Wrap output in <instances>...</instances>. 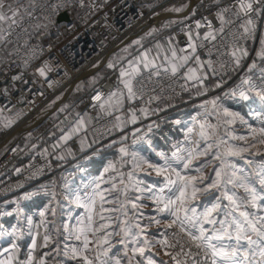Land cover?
I'll list each match as a JSON object with an SVG mask.
<instances>
[{
	"label": "snow or ice",
	"instance_id": "6c2138e0",
	"mask_svg": "<svg viewBox=\"0 0 264 264\" xmlns=\"http://www.w3.org/2000/svg\"><path fill=\"white\" fill-rule=\"evenodd\" d=\"M71 2L50 7L59 11ZM75 3L94 15L109 0ZM213 3L219 27L207 17L195 22L196 29L208 28L203 36L182 27L186 47L174 43L175 37L168 38L167 48L157 42L155 56L145 49L126 67L121 62L114 89L103 100L99 92L93 97L100 115L113 119L87 145L81 138L80 150L91 152L74 166L79 183L62 175L59 191L50 181L0 204V264H264V31L245 74L234 87L224 88V76L249 56L240 41L255 40L264 0ZM36 7V0L26 6L21 0H0V42H7L16 28L27 32L24 18H31ZM205 48L202 59L198 50ZM225 55L229 59L222 60ZM46 69L51 70L47 63L37 71L46 76ZM209 74L220 77L212 86L205 83ZM193 89L197 97L220 91L195 105L188 120L160 116L176 106L172 101L181 93L191 99ZM85 123L78 115L60 140L72 139ZM166 124L182 139L170 138ZM93 161L101 165L97 175L89 172ZM34 198L46 202L29 211L26 202ZM43 249L48 250L37 256Z\"/></svg>",
	"mask_w": 264,
	"mask_h": 264
},
{
	"label": "built area",
	"instance_id": "2783aa9c",
	"mask_svg": "<svg viewBox=\"0 0 264 264\" xmlns=\"http://www.w3.org/2000/svg\"><path fill=\"white\" fill-rule=\"evenodd\" d=\"M208 1L202 2L195 15L184 19L182 23L171 26L168 34L164 36L175 37V43L184 48L186 47L187 36L181 32L182 27L190 26L193 35L199 32L203 36L208 28L205 26L196 29L195 22L200 20L204 23L203 18L205 17L212 21L214 27H219V21L216 20L214 15L217 6L213 3V0ZM21 2L26 6L29 0H21ZM61 2L62 0H36L37 7L33 16L31 18L25 16L24 18L23 28H27V32L22 31L21 28H16L12 35L7 37V42H1L8 46L12 64L19 66L25 73H30L36 80L21 94L20 97L23 99L19 100L20 105L16 104V108L23 111V115H26L23 118L24 121H22L25 123L29 122L37 113L43 111L46 105L58 94L65 91L70 81L76 77L80 78L85 74V70L100 62L103 54L108 49L121 44L133 33L141 32L152 17L170 6L169 2L159 4L157 0H109L108 6L98 8V10L94 9V15L88 9L81 8L75 3V0H72L71 3L59 9V11L50 7L52 4ZM231 2L232 0H223V4ZM95 3L100 5L103 0H95ZM63 14H66L68 19L59 22V17ZM256 23L255 40L240 41L249 49V56L239 69L235 72L230 71L224 76L227 81L224 88H228L239 81L253 59L256 58L257 50L260 47L261 31H264V18L257 20ZM17 33H19V36ZM208 46L210 45L206 42V48ZM206 48L198 50L202 59L206 58ZM211 58L214 61L217 59L215 54ZM221 59L227 60L229 57L225 55ZM25 61H27V66H25ZM45 63L51 70L46 69V76H40L37 69L44 66ZM111 76L107 75L101 79L88 94H83L84 96L73 105H83L78 109V112L80 114L85 113L88 118H91L93 137L99 131H103L105 127L110 126L109 121L113 119V117L100 115L99 108L94 107L99 102L93 100L97 92L104 94L102 95L103 100L106 98V94L114 89L117 78L113 83H110L109 77ZM210 76L217 81L220 79L218 76L213 77L211 74ZM176 91L179 92V86H176ZM187 94L188 92L181 93L173 100L172 103L176 106L170 107L167 113L186 109L192 105L193 100L187 101L185 99ZM165 95L167 96L168 93L165 92ZM160 105L164 104L161 103ZM136 106L139 107L140 105L137 104ZM152 106L155 107L156 104L154 103ZM98 115L100 116L99 119L96 118ZM152 119H157V117ZM15 126L8 132L0 131L1 144L9 137L16 139L17 135L14 136V131L17 128ZM12 144L7 150L0 152V180H2L0 182V204L16 198L39 184L55 181L58 175L60 179L71 165L79 162L91 152V149L87 148L84 152H79L81 151V144L78 140H72L70 149L75 153L74 161L59 167L57 173V171L54 172L51 169L53 157H50L49 154H34L32 157L24 159V162L27 163L26 167L21 166L20 162L23 159L24 150L19 149L15 142H12ZM10 158L12 162L8 163ZM29 158L31 159L29 160ZM37 169H41L42 172L33 175L37 172ZM4 177H6V180ZM21 184L23 187H18ZM56 187L58 188L57 185Z\"/></svg>",
	"mask_w": 264,
	"mask_h": 264
},
{
	"label": "rangeland",
	"instance_id": "374dc122",
	"mask_svg": "<svg viewBox=\"0 0 264 264\" xmlns=\"http://www.w3.org/2000/svg\"><path fill=\"white\" fill-rule=\"evenodd\" d=\"M176 1L177 2H175V3L179 4V3H182V1H184V0H176ZM182 20L183 19L174 20V21H177V23H174L171 26H175L176 24L180 23ZM168 30H170V29L169 28H167L165 30L159 29L157 32L153 33L145 41L144 44L149 43V45H150V42L152 40L153 41L160 40L159 37H164L167 39L170 38V37L164 36V35L168 34ZM154 39H157V40H154ZM133 51H134V49H131V50H129V53L132 54ZM152 52H156V50H153ZM9 54H10V50H9ZM110 56H111V54L109 55V57ZM121 56L122 57H119L120 59L117 61V63L121 62V58H123L124 55L122 54ZM9 57H10L9 60L5 64H3V65L0 64V89L9 88V91L7 93L0 91V131L4 130L5 132L10 131L15 125L22 123V121H24L23 118L26 117V115H23V113H22L23 111L16 108V104L20 105L19 100L23 99L22 97H20L21 94L23 92H25L30 87V85L36 81L35 77L33 75H31L30 73H25L24 71H22V69L19 66L12 64L11 54ZM109 57H108V59H109ZM110 62H112V61H110ZM107 65H108V63H107ZM107 65L105 64V66L103 67V69L101 71H99L94 76L90 77L88 80L84 81L83 85H79L76 89H74L72 91V94H71L72 98L67 99V101H65L53 114H51L50 115L51 117H49V119L45 120L42 123V125H40V127H38L32 133L25 135L22 139H18L17 142L15 141V145L19 149L24 150L23 156H22L23 159L20 162L21 166L26 167L27 163L24 162L25 158L32 157L34 154H38V153L41 154L44 152L45 149H47L46 154H49L50 157L51 156L53 157V161L51 163V165H52L51 169L54 172L57 171V173H58L59 166L54 164V152L52 151L53 146L51 147V145H52L51 143H53L54 136H55V138L61 137V135L63 134L62 130L63 131L65 130L64 132H67L68 127H70V126H68L67 129H63L64 126H62L60 124V121H59L62 118H63V120L66 119L65 121L70 124V123H74L76 121V118L78 115L81 116L86 122L85 123V130H86L85 135H86V138L89 140V142H87V140L84 139V142L87 145L88 143H90L93 140L94 137H93L92 132H91L92 131V124H91L89 118L86 116L85 113L80 114L78 112V109H80V107H82L83 105L82 104H79L77 106H73V105L76 102V95H78L79 93H82L85 95L88 94L90 92V90L95 86V84L98 81H100L101 79H103L107 75H111L112 72H114V71L116 72V70H112L110 72ZM117 74H118V72H116V75ZM12 76H21L22 79L17 80V81H12L11 80ZM25 81L27 83H25ZM214 81L217 82V80H215V79H214ZM215 82L212 85H214ZM238 82L239 81H236L230 87H234L235 84ZM12 85H14V87H10ZM219 91L220 90H213V91L208 92L205 96H199V97L195 96L193 93L191 99H190V96H188V94H187L185 99L187 101L193 100L194 102L192 105H190L188 108H186L185 112L182 113V116L180 118H177V119H185V120L190 119V117L195 115V113H196L195 105H198L202 100L210 99L213 95H216ZM62 97H57V98L55 97L54 99H52L46 105L44 110L45 109H47V110L52 109L53 105L56 102H58ZM12 102H14V103H12ZM160 107H165V105H160ZM169 108L170 107H167V110L164 112H161L160 115L167 117L169 120H172V119H170L172 113H170V114L167 113ZM61 109H63V111H61ZM125 109L127 110L126 107H125ZM41 112L37 113L35 116L40 115ZM99 112H100V110H99ZM63 113H65V115H63ZM173 113H175V112H173ZM117 115H119V114H117ZM9 121H11L10 125H9ZM145 122H147V121H145ZM5 125H9V126L6 127ZM44 129H45V131L47 130V132L45 134L43 133L44 135L41 136V138H40L41 141L40 140L36 141V140L32 139L33 137H36L38 134H40ZM164 131L167 132L169 134V137L172 139H182V137H183V134L181 132L175 130L171 124L164 125ZM33 134L35 136H33ZM49 135L52 138L51 139L52 142L49 140L50 138L47 139V137ZM14 139H15L14 137H9L3 144L0 143V146H2L1 151L7 150L10 147V145H13L12 142ZM72 140H78V142L80 143V140L78 139V137L72 138L70 141H68V142H66V144H64L66 151L68 149H70V143ZM34 145H35V147H33ZM79 152L82 153V151H79ZM71 156H73V158H75V153H73V155H71ZM30 159L31 158H29V160ZM10 162H12L11 158L9 159L8 163H10ZM57 175H55V176H57ZM58 176L55 178L56 185L58 186V188L56 187L57 188L56 191L60 190L59 185L62 182L61 178L59 179ZM4 178L6 180V177H4ZM22 179H24V178H22ZM1 181L2 180H0V182ZM26 204H27V202H26ZM10 208H11V206H8L9 210H10ZM28 210L31 211V209H28ZM11 222H14V221H11ZM23 251H24V249H22V253H23Z\"/></svg>",
	"mask_w": 264,
	"mask_h": 264
},
{
	"label": "crops",
	"instance_id": "0c3cea01",
	"mask_svg": "<svg viewBox=\"0 0 264 264\" xmlns=\"http://www.w3.org/2000/svg\"><path fill=\"white\" fill-rule=\"evenodd\" d=\"M192 1H197V4L195 5V7H193V9L191 10V12L189 13V15H188V17H190V16H193V13H195L196 14V12L200 9V7H201V4H202V0H184V1H182V3H175V2H177L176 0H157V3H159V4H164V3H166V2H169L170 3V6H169V8L168 9H170V8H173V7H180V6H182V5H187V7L184 9V11L183 12H172V11H166V9L165 10H163L164 12L163 13H160V14H157V15H155L154 17H152L151 18V20L148 22V23H146L145 24V26H144V28H143V30L140 32V35L138 36V37H136L135 39H133L131 42H129L127 45H125L124 47H122V48H120L119 50H117L116 52H114L113 54H111V56L109 57V59H108V61H107V63H109L110 61H112L113 63H116V65H117V68L116 69H110L109 68V71L111 72L112 70H116V72H118V69H119V67L121 66V62L123 63V66H127V61L128 60H132L138 53H140V52H143L145 49H152V51L153 50H156V47H155V45H156V43L157 42H159L160 44H162L165 48H167L168 47V44H167V38H164V37H159V39L160 40H158V41H151L150 42V45H149V43L148 44H144L145 43V41L151 36H149V35H146L151 29H153V28H156V29H162V30H165V29H167V28H170V27H164V25H166V24H168L170 21H174V20H177V19H183V18H173V19H166V20H164V21H158L157 23H153L152 21H154L157 17H159V16H161V15H164V14H173V15H181L182 13H184V12H186V10L188 9V7H189V3H191ZM187 17V18H188ZM186 19V18H185ZM184 20V19H183ZM182 20V21H183ZM155 22V21H154ZM152 23V24H151ZM179 24V23H178ZM6 26V25H5ZM128 38V37H127ZM126 38V39H127ZM137 40H139L141 43L138 45V44H136L135 43V41H137ZM154 40H157V39H154ZM125 41V40H124ZM174 43H175V41H174ZM119 45V44H118ZM131 49H134V51L132 52V54H130L129 53V50H131ZM157 51V50H156ZM124 55L123 56V58H121V62L120 63H117V61L120 59L119 57H122L121 55ZM155 54H156V52H152L151 53V55H153V56H155ZM169 55H170V53H169ZM10 56V54H9V48H8V46H6V45H4V44H2L1 42H0V64L1 65H3V64H5L8 60H9V57ZM159 62V61H158ZM258 63H259V61H257ZM107 63H106V65H107ZM105 66V65H104ZM103 68H101L99 71H101ZM98 71V72H99ZM97 72V73H98ZM96 73V74H97ZM94 76V75H93ZM92 77V76H91ZM117 77H118V74H117ZM90 78V77H89ZM88 78V79H89ZM88 79H86V80H88ZM86 80H84V81H86ZM84 81H82V82H79L75 87H74V89H76L79 85H83V82ZM99 82V81H98ZM97 82V83H98ZM215 81H214V79H212V77L210 76V74H209V79L207 80V81H205V83H206V85H208V86H211L213 83H214ZM216 83V82H215ZM73 89V90H74ZM68 92V91H67ZM66 92V93H67ZM66 93L64 94V95H66ZM193 93H195V90L193 89L192 90V94ZM63 95V96H64ZM188 96H190V94L188 93ZM62 97V96H61ZM63 98V97H62ZM60 101V100H59ZM58 101V102H59ZM57 103V102H56ZM56 103L53 105V107L56 105ZM53 110V108L52 109H49V110H47V109H45L44 111H42L41 112V114L40 115H37V116H34L29 122H26V123H24V124H22L21 125V127L19 128V130L20 129H23V128H25V127H29L30 125H31V123H37V121H41V120H47V119H49V117H51L50 115H49V113L51 112ZM185 110L186 109H181V110H179V111H176L175 113H172V115H171V117H170V119H177V118H180L181 116H182V113L183 112H185ZM125 111H127L126 109H125ZM117 114H120V113H117ZM48 115H49V117H48ZM63 115H65V113H63ZM62 115V116H63ZM45 118H47V119H45ZM61 119V118H60ZM66 119H64L63 120V118L61 119V120H59L60 121V124L62 125V126H64L63 127V129H67V127L68 126H70V125H72L73 123H67L66 121H65ZM45 124V123H44ZM40 125H42V124H40ZM40 125L38 126V127H40ZM38 127H36V128H34V129H32L31 131H26V132H24V133H22L21 135H18V137L16 136V139H14L13 140V142H17L18 141V139H22L25 135H27V134H30V133H32L33 131H35ZM130 128L131 127H133L132 125H130L129 126ZM68 129H69V127H68ZM44 131V132H43ZM40 134H38L36 137H33L32 139L33 140H40L41 141V136H43L46 132H47V130L45 131V129L43 130ZM65 131V130H64ZM85 126H84V129L79 133V134H77V135H75V136H73L72 138H74V137H78V139L81 141V138H84V139H86L87 140V142H89V140L86 138V135H85ZM44 133V134H43ZM33 136H35L34 134H33ZM50 138V139H49ZM47 139H49L50 141H51V136L49 135L48 137H47ZM71 140V139H70ZM70 140H68V141H70ZM67 141V142H68ZM52 142V141H51ZM57 143H59V146L57 147V148H53L52 146L53 145H55V144H57ZM52 145H51V147H52V151L54 152V164L55 165H57V166H59V167H62V166H65V165H68V164H70V163H72L73 161H74V158H73V156H71V155H68V152L66 151V149H65V145L64 144H66L65 142H63V141H61L60 140V137L59 138H55V136H54V139H53V143H51ZM62 146V147H61ZM64 147V148H63ZM59 155H64L65 157H66V159L65 160H57L56 159V157L57 156H59ZM78 163V162H77ZM76 164V163H75ZM75 164L74 165H71L70 167H69V169L64 173V175L63 176H67V178L69 179V180H74L76 183H79L80 182V180H81V176H80V174L79 173H76V171H75ZM100 167H101V165H100V162L99 161H93L92 163H91V165H90V167H89V172L92 174V175H97L98 174V170L100 169ZM34 199H36V198H34ZM46 202V201H45ZM44 202V203H45ZM33 203V204H32ZM28 204V205H27ZM27 204H26V206H27V209H31V211H34V210H39L40 208H42L43 207V205L41 206V207H34V201H29V202H27ZM43 232V229H41V233ZM38 244L41 242L40 241V238H38ZM48 249H43V250H38L37 251V253H36V255L37 256H39V255H41V252L42 251H47Z\"/></svg>",
	"mask_w": 264,
	"mask_h": 264
},
{
	"label": "water",
	"instance_id": "95a60500",
	"mask_svg": "<svg viewBox=\"0 0 264 264\" xmlns=\"http://www.w3.org/2000/svg\"><path fill=\"white\" fill-rule=\"evenodd\" d=\"M197 4V1L195 2H191L189 3V7L188 9L186 10V12L182 13L181 15H173V14H166V15H161L159 17H157L156 20L152 21L153 23H157L158 21H164L166 19H173V18H187L189 13L191 12V10L193 9V7H195V5ZM67 15L66 14H63L59 17V22H63L65 20H67ZM152 24V23H151ZM140 35V32H137V33H134L132 34L131 36H129L125 41H123L115 50L114 52H116L117 50H119L120 48L124 47L125 45H127L129 42H131L133 39H135L136 37H138ZM113 52V53H114ZM105 65V64H104ZM104 66L102 67H99V68H96L90 72H88L87 74L83 75L79 80L78 82H82L86 79H88L89 77L95 75L101 68H103ZM74 87H72L67 93L66 95L63 96V98L60 99L59 102L56 103V105L53 107V110L49 113V115L53 114L65 101H67L68 97L72 94V91H73ZM48 115V117H49ZM47 119V118H45ZM45 121V120H44ZM44 121L40 122L37 124V126H35L34 128L38 127L40 124H42ZM32 128V129H34ZM31 129V130H32ZM29 130V131H31ZM21 135V134H20Z\"/></svg>",
	"mask_w": 264,
	"mask_h": 264
},
{
	"label": "bare ground",
	"instance_id": "6f19581e",
	"mask_svg": "<svg viewBox=\"0 0 264 264\" xmlns=\"http://www.w3.org/2000/svg\"><path fill=\"white\" fill-rule=\"evenodd\" d=\"M203 2L204 1H208V0H202ZM192 2H194V1H192ZM209 2V1H208ZM164 11H161V13H163ZM158 14H160V13H158ZM164 15H166V14H164ZM157 19V18H156ZM155 19V20H156ZM137 33V32H136ZM134 34V33H133ZM120 45V44H119ZM118 44L117 45H115V46H113V47H111L110 49H108L104 54H103V57H102V59H101V61L100 62H97L94 66H91L89 69H87V70H85L84 71V73L85 74H87L88 72H90V71H92V70H94V69H96V68H99V67H102V66H104V64H106V62H107V60H108V57H109V55L110 54H113V52H114V50L119 46ZM115 73V74H114ZM84 74V75H85ZM112 75V76H111ZM110 76L111 77H109V82L110 83H113L114 81H115V79L117 78V75H116V72L114 71V72H112V74H111ZM83 76V75H82ZM81 76V77H82ZM80 77V76H79ZM80 77V78H81ZM77 78V79H76ZM75 79H73L72 81H70L69 83H68V86H67V88H66V90L65 91H63L62 93H60V94H58V96H56V98L57 97H61V96H63L67 91H69L72 87H75L79 82H78V80L80 79V78H78V77H76ZM82 96H84L82 93H79L78 95H76V102H78L77 100H79ZM70 98H72V95H70L69 97H68V99H70ZM43 120H41V121H37V123H31V125L29 126V127H25V128H23V129H20L19 130V128L21 127V125L22 124H24L25 122H22L20 125H16L15 127L17 128L15 131H14V136H18V135H20V134H22V133H24V132H26V131H29V130H31L32 128H34L35 126H37V124L38 123H40V122H42ZM1 147L2 146H0V151H1Z\"/></svg>",
	"mask_w": 264,
	"mask_h": 264
},
{
	"label": "trees",
	"instance_id": "16d2710c",
	"mask_svg": "<svg viewBox=\"0 0 264 264\" xmlns=\"http://www.w3.org/2000/svg\"><path fill=\"white\" fill-rule=\"evenodd\" d=\"M33 201H34V207H41L45 202V200L42 198H36Z\"/></svg>",
	"mask_w": 264,
	"mask_h": 264
}]
</instances>
